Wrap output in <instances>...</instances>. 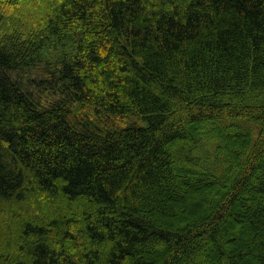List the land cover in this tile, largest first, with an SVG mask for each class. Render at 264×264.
Listing matches in <instances>:
<instances>
[{"label":"trees","instance_id":"1","mask_svg":"<svg viewBox=\"0 0 264 264\" xmlns=\"http://www.w3.org/2000/svg\"><path fill=\"white\" fill-rule=\"evenodd\" d=\"M0 264H264V0H0Z\"/></svg>","mask_w":264,"mask_h":264},{"label":"rangeland","instance_id":"2","mask_svg":"<svg viewBox=\"0 0 264 264\" xmlns=\"http://www.w3.org/2000/svg\"><path fill=\"white\" fill-rule=\"evenodd\" d=\"M41 61V60H40ZM43 61H45L43 59ZM48 72V68L45 67L44 62H35L33 65L29 66H23L20 69H17L11 73V77L14 81L19 82L21 84V87L26 92H32L33 94L37 95L40 92H43V103L45 105L49 104L51 99L54 97L53 94L47 90H38L35 87V83L38 82L40 79L43 78L44 73ZM120 118H113V123L121 126L122 122H126L127 120L129 122L132 121L131 117H123V119ZM115 125V126H116Z\"/></svg>","mask_w":264,"mask_h":264}]
</instances>
